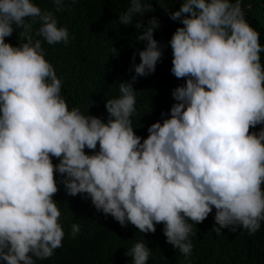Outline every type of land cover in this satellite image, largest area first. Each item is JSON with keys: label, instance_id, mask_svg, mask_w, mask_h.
<instances>
[{"label": "clouds", "instance_id": "clouds-1", "mask_svg": "<svg viewBox=\"0 0 264 264\" xmlns=\"http://www.w3.org/2000/svg\"><path fill=\"white\" fill-rule=\"evenodd\" d=\"M179 25L167 44L149 0H127L115 22L134 25L129 80L106 97V117L69 106L62 79L44 45L67 44L56 13L65 0L42 8L35 0H0V261L35 264L61 246L64 230L53 199L62 185L80 194L122 227L155 232L185 260L193 224L214 211L211 231L243 228L254 234L264 221V45L246 20L240 0H180L169 10ZM19 29L17 43L5 40ZM165 47L172 104L143 138L132 117L133 81L155 71ZM136 55L139 62L135 63ZM89 108V107H88ZM257 125L259 127L257 128ZM250 129H252L250 131ZM87 149L88 151H85ZM55 160V163L53 162ZM80 231L71 224V235ZM131 264H148L145 239L125 249ZM35 258V259H34ZM128 264V262H127Z\"/></svg>", "mask_w": 264, "mask_h": 264}, {"label": "trees", "instance_id": "trees-1", "mask_svg": "<svg viewBox=\"0 0 264 264\" xmlns=\"http://www.w3.org/2000/svg\"><path fill=\"white\" fill-rule=\"evenodd\" d=\"M42 8L51 6V0H35ZM160 23L153 36L167 44L179 21L169 19L157 5L149 0ZM169 10L179 6L180 0H159ZM66 7L56 13L58 21L67 27V44L44 45L46 58L52 62L57 75L62 79L61 92L69 106L78 105L85 113L106 117V97L117 95L121 80L133 75L130 65L134 52L144 46L143 41H134L137 33L134 25L127 27L115 22L127 0H65ZM247 22L258 31L259 42L264 45V0H240ZM19 29L5 37L16 44ZM264 62V53L261 54ZM139 62L136 55L135 63ZM171 49L165 47L155 71L147 76H138L133 81L136 92V112L132 117L136 134L147 135V126L167 113L173 100L170 90L183 79L171 72ZM89 107V108H88ZM259 125H257V128ZM252 129H250L251 131ZM85 151H88L85 149ZM55 163V160H53ZM53 199L60 208V223L64 230L61 246L50 257L38 259L35 264H131L124 255L125 249L137 240L145 239L151 248L148 264H264V221L261 227L249 235L243 228L230 231L221 229V234L212 232L214 211L200 223L193 224L189 239L192 253L187 260L165 242L162 224L155 225V232L140 233L131 224L121 226L111 216H105L80 194H66L62 185ZM78 223L80 231L71 235V224ZM35 259V258H34ZM0 264H4L0 261Z\"/></svg>", "mask_w": 264, "mask_h": 264}]
</instances>
